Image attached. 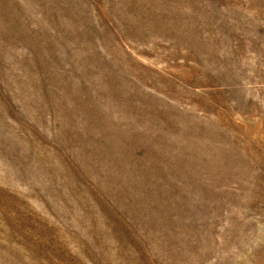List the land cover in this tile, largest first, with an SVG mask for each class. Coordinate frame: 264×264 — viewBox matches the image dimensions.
Wrapping results in <instances>:
<instances>
[{"label":"rangeland","instance_id":"374dc122","mask_svg":"<svg viewBox=\"0 0 264 264\" xmlns=\"http://www.w3.org/2000/svg\"><path fill=\"white\" fill-rule=\"evenodd\" d=\"M0 264H264V0H0Z\"/></svg>","mask_w":264,"mask_h":264}]
</instances>
